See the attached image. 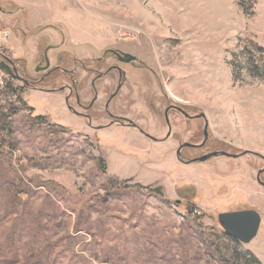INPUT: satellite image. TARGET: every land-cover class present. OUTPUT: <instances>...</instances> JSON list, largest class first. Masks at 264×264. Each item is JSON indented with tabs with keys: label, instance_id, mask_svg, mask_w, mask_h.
Segmentation results:
<instances>
[{
	"label": "rangeland",
	"instance_id": "374dc122",
	"mask_svg": "<svg viewBox=\"0 0 264 264\" xmlns=\"http://www.w3.org/2000/svg\"><path fill=\"white\" fill-rule=\"evenodd\" d=\"M48 1L0 0V264H264V160L251 153L264 156V0ZM54 32L64 42L46 56L62 71L40 85L56 92L40 93L19 77L45 74L37 69ZM27 35L41 45L33 56ZM108 48L137 54L142 68L114 100L116 114L164 139V112L180 106L209 125L185 160L250 153L180 162L178 148L200 145L205 122L175 113L165 142L87 128L59 89L75 71L87 105L83 64ZM69 104L77 109L73 96ZM243 210L262 218L248 245L227 239L218 220Z\"/></svg>",
	"mask_w": 264,
	"mask_h": 264
},
{
	"label": "flooded vegetation",
	"instance_id": "af4514ba",
	"mask_svg": "<svg viewBox=\"0 0 264 264\" xmlns=\"http://www.w3.org/2000/svg\"><path fill=\"white\" fill-rule=\"evenodd\" d=\"M56 48L52 47L47 49L44 53L45 64H46V54L48 51L54 50ZM141 60L137 54L129 51H123L118 48H108L103 53H101L96 58L92 59V65L85 67L86 71L90 74V78L86 81L90 90L92 91V98L87 105H84L81 102L80 98V90L79 87L81 85L82 79H76V72L73 70L64 71V74L68 76L70 83L66 86L61 87L59 90L61 93H64L65 104L67 106L68 111L78 119L82 120L83 125L87 128L93 130L95 133L100 131H105L107 129L117 127L120 129H134L139 132L141 135L145 136L139 129L132 127L128 123V119L116 114L113 109L114 100L121 95V92L126 87L129 78L131 79V75H135L133 71H142ZM42 68V67H40ZM55 71H62L59 67L52 69L50 66L48 69L42 71L45 74L40 78L32 81L27 85L31 87L33 90L38 91L40 93H55L56 91L53 89H45L40 85L45 83ZM136 77H139L138 75ZM133 91L131 93H135L137 90L141 88V81L139 78L133 81ZM105 89L108 91L106 93L107 100L102 105L100 101V90ZM111 90V91H110ZM69 92V95L66 94ZM74 97L75 104L77 109H74L72 105L69 104V100L71 97ZM179 108L188 113L184 108ZM175 113L177 117L183 118L184 120L190 121V119L186 118L180 111L176 109H171L168 112V118L166 119V110L164 112L165 124L167 126L168 135L170 131V137H172V121L171 114ZM105 117L108 118L105 121ZM103 121V122H102ZM169 121V123H168ZM170 125V130H169ZM138 126V125H137ZM139 127V126H138ZM141 129V128H140ZM142 130V129H141ZM165 136V137H166ZM169 137V138H170ZM145 138L149 139L145 136ZM168 138V139H169ZM167 139V140H168ZM151 140V139H149ZM166 140V141H167ZM165 142V141H164ZM184 150V149H183ZM183 152V151H182Z\"/></svg>",
	"mask_w": 264,
	"mask_h": 264
},
{
	"label": "water",
	"instance_id": "95a60500",
	"mask_svg": "<svg viewBox=\"0 0 264 264\" xmlns=\"http://www.w3.org/2000/svg\"><path fill=\"white\" fill-rule=\"evenodd\" d=\"M12 66H14L13 62L9 59H7ZM50 66V61L48 59V57L46 56V66L42 67V68H38L37 72L42 70H46L48 69ZM14 72L16 73V75H18L17 70L14 68ZM20 79H22L23 82H25L27 85H29V82L24 80L23 78L19 77ZM176 109L178 111H180L186 118L188 119H203L205 122V127H204V138L203 141L200 145H193L190 143H184L182 145H180V147L177 150V159L186 164V165H190L193 163H204L212 158H216V157H220V156H225V157H229V158H240L246 154H249L250 152H244L241 155H232L226 152H214L208 155H205L201 158H197V159H191V160H185L182 157V151L185 148H191V149H195V148H201L206 144V141L208 139V129H209V125H208V120L207 117L204 113L197 115V116H190L188 113L183 112L179 107H171L169 109H167L166 111V119L169 120L168 118V112L170 111V109ZM129 125L132 127H135L137 129L140 130V132H142L146 137H148L149 139H151L152 141L155 142H164L166 141L169 137H170V131L168 133V135L164 138V139H158L155 138L153 136H151L149 133L143 131L140 129V127H138L136 124H134L132 121L127 120ZM169 123V121H168ZM170 125H169V130H170ZM254 156L261 158L264 160V156L257 154V153H253ZM264 173V169L260 170L257 174V182L259 183V185L264 187V181L261 179L262 174ZM218 220H219V224L222 227L223 231L228 234L230 237L234 238L235 240H237L239 243L244 244V245H248L250 244L258 235L259 230L261 228V223H262V218L260 213H258L255 210H243V211H235V212H227V213H221L218 216Z\"/></svg>",
	"mask_w": 264,
	"mask_h": 264
},
{
	"label": "crops",
	"instance_id": "0c3cea01",
	"mask_svg": "<svg viewBox=\"0 0 264 264\" xmlns=\"http://www.w3.org/2000/svg\"><path fill=\"white\" fill-rule=\"evenodd\" d=\"M48 2L52 8H54L55 6H58L57 0H50ZM51 37L52 38H50V40H49L50 41L49 43L53 45V46H51V48L54 47L57 50L64 42V35L62 33L54 32V36H51ZM16 43H17V41H16ZM24 44H25V49L30 51V56H33L32 51H37V50L41 49V45L39 42L33 43V42L29 41L28 35L26 38H24ZM65 52L68 53L69 51L59 50L57 54H59L61 56ZM56 56L58 57V55H56Z\"/></svg>",
	"mask_w": 264,
	"mask_h": 264
},
{
	"label": "built area",
	"instance_id": "2783aa9c",
	"mask_svg": "<svg viewBox=\"0 0 264 264\" xmlns=\"http://www.w3.org/2000/svg\"><path fill=\"white\" fill-rule=\"evenodd\" d=\"M6 86H7V80L3 76H0V90H3V87Z\"/></svg>",
	"mask_w": 264,
	"mask_h": 264
},
{
	"label": "trees",
	"instance_id": "16d2710c",
	"mask_svg": "<svg viewBox=\"0 0 264 264\" xmlns=\"http://www.w3.org/2000/svg\"><path fill=\"white\" fill-rule=\"evenodd\" d=\"M223 235H224L227 239L231 240L232 242H234V243H236V244H239V242H238L237 240H235L234 238L230 237V236H229L228 234H226L225 232L223 233Z\"/></svg>",
	"mask_w": 264,
	"mask_h": 264
}]
</instances>
